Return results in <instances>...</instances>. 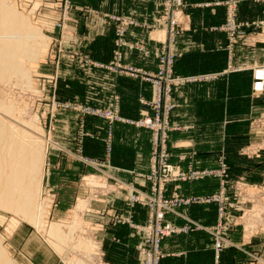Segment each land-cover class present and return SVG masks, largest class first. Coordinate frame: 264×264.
Instances as JSON below:
<instances>
[{"label":"rangeland","instance_id":"1","mask_svg":"<svg viewBox=\"0 0 264 264\" xmlns=\"http://www.w3.org/2000/svg\"><path fill=\"white\" fill-rule=\"evenodd\" d=\"M10 1L48 45L35 61L25 59L27 82H16L14 77L0 83V102L12 106L5 113L10 123L41 140L46 156L40 201H51L43 229L0 209V246L13 264H69V260L103 264L98 247L93 249L96 263L94 257L88 261L86 251L78 247L84 238L96 245L85 223L86 206L76 212L83 221L80 235L73 231L61 239L48 234L55 223L65 225V234L69 232L66 226L76 215L77 201L73 185H61L64 192L50 187L47 163L55 153L81 156L89 120L106 123L107 155L112 151L115 123L149 132V171L140 178L150 189L122 183L119 190L130 209L116 220L132 221L131 209L138 205L146 214L145 223L135 224L139 228L159 210L161 225L182 229L160 240V264L165 239L197 231L210 235L215 264H264V81L257 76L264 64L251 61V57L259 61L262 52L253 57L249 50L264 43V0H198L192 4L189 0H154L152 23L136 15L99 13L84 0ZM249 7L255 11L250 13ZM83 12L106 22V39L92 41L84 33ZM196 25L211 26L218 41L205 38L210 33L196 31ZM156 32H162V37ZM259 73L264 77L263 71ZM259 83H263L260 88ZM120 98L124 104L137 105L124 106L121 112ZM74 132L75 143L69 140ZM170 139H188L194 145L186 156L174 143L170 150ZM203 155H213L214 160H200ZM86 163L99 171L92 173L97 182L106 184L107 176L104 180L101 175L103 163ZM84 176L77 175L73 182L79 185L80 198H86L88 189L90 198L103 201L105 191L91 188ZM61 196H68L71 207L57 213L53 206ZM209 207L215 210V222L201 223L196 216L211 219ZM181 208H203V212L195 210L194 217L186 216ZM167 217L182 218L184 224L176 225ZM19 224L36 232L24 248L27 256L10 245ZM139 233L143 264L146 246ZM232 250L248 259L233 257Z\"/></svg>","mask_w":264,"mask_h":264},{"label":"crops","instance_id":"2","mask_svg":"<svg viewBox=\"0 0 264 264\" xmlns=\"http://www.w3.org/2000/svg\"><path fill=\"white\" fill-rule=\"evenodd\" d=\"M196 1L198 0H189V3L192 4ZM153 2L154 0H84V4L86 6L90 7V9L98 11L99 13L136 15L139 19L147 21L148 23H152L155 17V6ZM247 10L250 13L255 11L250 7L247 8ZM73 12L75 16L76 11ZM97 16L98 15L83 12L84 24L82 29H84V33L87 34V36L89 34L88 37L90 40L93 41L96 39L103 41L106 39L105 33L107 34L108 32V25L105 24L106 22L103 19L98 18ZM194 28H197L196 31L199 32H209L210 34L204 37L212 40L213 42L218 41L219 36H216L215 33L210 30L211 26L196 25ZM97 34L100 35L97 36ZM155 34L159 38L162 37V32H156ZM249 50L251 51V55L253 57H255V53L258 51L259 53L262 52L259 54V61L253 59L252 57L251 61L255 63L259 62L263 65L264 43L256 44L254 46V50L252 47L249 48ZM119 102L121 112L123 111L124 106L129 105L131 109L135 106V104L137 105V103L124 104L123 98H120ZM86 125V130L88 131L89 136L84 140V150L81 153V156L78 155V157H76L69 155L70 157H65L64 153H55L51 158V162L47 163V173L49 175L48 180L50 182L49 185L52 189L60 190V192H64L66 189L61 187V185H67L69 187L70 185H73V194L75 195V198L73 199H76L77 201L73 209H75L74 211L76 212L78 205L82 203L84 207L86 206L87 209L84 213L85 223L88 225V229L92 235L90 238L95 241L98 247L100 252L99 255L103 264H142V259H140L139 254V247L142 243L141 234L138 230L132 228L128 223L127 225L123 223V221L121 222V220L116 219L119 214L123 215L130 209L128 205L129 203L124 198L122 190H119L122 183L129 184L138 190L149 191L150 189V184L140 178L142 174H146L149 171V157L151 149L149 132L124 123H115L112 126L111 135L112 151L110 155H107L106 123L104 121L93 122L89 120ZM181 135H185V132L181 133ZM71 136L72 137L71 139L69 137V140H72L75 143L77 137L76 132L71 134ZM186 140L172 141V139H170V150H172V143H174L175 147L176 145H179V147L175 149L179 150V153H184V155L187 156L189 149L193 147L194 144L192 141L189 143ZM60 143L59 145L62 146ZM204 158H213L214 160L213 155H211V157H208V155L205 157L203 155L200 160H203ZM86 161L103 163L101 166L104 168V172H101V175H103L104 180L105 176H107V179L105 180L106 184L101 185V183L97 182L94 177L95 175H92V173L100 174L99 171L88 165ZM65 165H67V167H65ZM77 175H85L83 179H86L87 185H90L91 188L98 187L101 191H105L103 194V196H105L103 201L98 203L96 196H94L95 199L90 198L89 196L91 195V191L88 189H85L84 192L86 198L81 199L79 196V185L76 182L73 184ZM91 182H94L95 185L90 184ZM113 188H116V192L112 190ZM70 207L68 196L66 199L64 196H61V198H59V200L54 204L53 210L55 212L57 211V213H61L60 209L63 210ZM209 208L211 212V219H204L203 216H196V219L204 224H213L215 222V210L213 207ZM142 209L143 208L138 205L131 209V212L133 213L131 221L132 224L139 225L145 223L146 214H143L144 211ZM195 210L197 213H200V211L203 212V208H181L180 212L186 216H193V211ZM58 218L59 217L57 216V219ZM167 219L179 226L184 224V220L182 218L167 217ZM69 222H71V220ZM30 228L31 227H29V225L27 227L19 224L10 236V245L15 249H19V253L21 254H25V246L28 241L31 240L34 235L33 233H36ZM161 249L165 255L161 264H215L212 239L208 233L203 231L174 235L162 242ZM232 253L233 257H235V254L241 255L245 260L248 259L241 252L232 250ZM25 255L27 256V254Z\"/></svg>","mask_w":264,"mask_h":264},{"label":"bare ground","instance_id":"3","mask_svg":"<svg viewBox=\"0 0 264 264\" xmlns=\"http://www.w3.org/2000/svg\"><path fill=\"white\" fill-rule=\"evenodd\" d=\"M47 41L30 26L26 18L14 10L10 0H0V83H6L14 77L16 82L17 80L27 82L28 75L24 63L35 61L46 49ZM260 71L264 72L258 70L257 76L264 81V77L259 75ZM262 86L263 83H260L257 87ZM3 102H0V209L12 212L37 229H43L44 219L51 207L50 200L40 201L42 168L46 152L38 137L32 136L19 125L8 121L5 113H10L12 106ZM90 184L95 185L94 182ZM82 208L83 205L79 204L76 212L79 213ZM77 213L72 223L66 226L69 229L67 234L64 233L63 224H52L48 234L61 239L73 231H77L76 234L80 235L82 221L80 214ZM16 223L18 221L12 224L11 229ZM8 234L10 235V232ZM84 239V242L78 243V247L86 251L88 261L94 257L95 263L98 262L97 256L93 254V249H97V245L89 238ZM0 264H13L1 246ZM69 264L83 263L80 260H69Z\"/></svg>","mask_w":264,"mask_h":264},{"label":"built area","instance_id":"4","mask_svg":"<svg viewBox=\"0 0 264 264\" xmlns=\"http://www.w3.org/2000/svg\"><path fill=\"white\" fill-rule=\"evenodd\" d=\"M162 219L163 213L158 210L155 214L150 215L145 227L139 228L137 225L132 224L131 221H127L132 228L142 231L144 235V243L146 247L142 250V253L145 256L143 264H160L162 258L159 251L160 240L172 234L183 232L181 231L182 229H176L171 225H161ZM187 230L188 229L185 228L184 232H187ZM217 247H220L219 243L217 244Z\"/></svg>","mask_w":264,"mask_h":264}]
</instances>
